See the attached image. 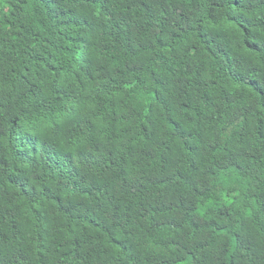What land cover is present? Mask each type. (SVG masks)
<instances>
[{
  "label": "trees",
  "instance_id": "1",
  "mask_svg": "<svg viewBox=\"0 0 264 264\" xmlns=\"http://www.w3.org/2000/svg\"><path fill=\"white\" fill-rule=\"evenodd\" d=\"M0 264H264V0H0Z\"/></svg>",
  "mask_w": 264,
  "mask_h": 264
}]
</instances>
